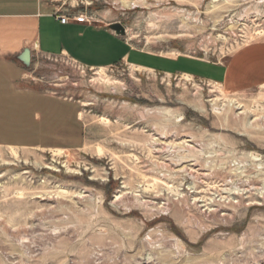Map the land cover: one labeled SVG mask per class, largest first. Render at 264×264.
Returning <instances> with one entry per match:
<instances>
[{
    "label": "rangeland",
    "instance_id": "obj_1",
    "mask_svg": "<svg viewBox=\"0 0 264 264\" xmlns=\"http://www.w3.org/2000/svg\"><path fill=\"white\" fill-rule=\"evenodd\" d=\"M217 1L94 9L139 51L220 65L264 42V0ZM104 73L44 57L25 73L71 105L78 143L0 145V264H264V86Z\"/></svg>",
    "mask_w": 264,
    "mask_h": 264
},
{
    "label": "crops",
    "instance_id": "obj_2",
    "mask_svg": "<svg viewBox=\"0 0 264 264\" xmlns=\"http://www.w3.org/2000/svg\"><path fill=\"white\" fill-rule=\"evenodd\" d=\"M69 1L72 4L68 9L78 12L72 9L77 8L76 0H0L2 146L17 149L78 143L77 139L72 140L71 105L50 99L25 82L24 75L30 68L19 57L26 50L31 52L33 61L42 56H67L91 70L128 64L167 76H198L229 90L264 86V42L245 46L220 65L203 64L183 56L158 57L137 50L125 36L111 29L109 24L115 20L105 16L99 22L71 20L62 24L57 16L67 14L65 2Z\"/></svg>",
    "mask_w": 264,
    "mask_h": 264
},
{
    "label": "built area",
    "instance_id": "obj_3",
    "mask_svg": "<svg viewBox=\"0 0 264 264\" xmlns=\"http://www.w3.org/2000/svg\"><path fill=\"white\" fill-rule=\"evenodd\" d=\"M77 2V8H72L74 10L78 9V12L74 13L72 11H70L71 9H68V5L72 4V1L69 2H65V6L67 7V14H58L57 19L60 20V22L62 24H67L69 23L71 20L76 21V22H88V23H92V22H99L104 18V15H97L96 13H104L105 11L101 10L100 8L94 9V6L96 5V3L98 4H104L105 0H76ZM115 2V0H114ZM135 8V5L133 6ZM81 8V9H79ZM114 9H115V3H114ZM80 10V11H79ZM95 10V11H93ZM69 12V13H68ZM112 24H115V22H112L111 24H109V26H111ZM44 57V56H42ZM39 58V57H37ZM45 59L48 60H53V59H57V58H62L65 62L71 64L72 66H74L75 68L85 71L87 70H91L88 68H85L84 66L80 65L79 63L75 62L74 60H72L71 58L67 57V56H63V57H44ZM33 63V60H32Z\"/></svg>",
    "mask_w": 264,
    "mask_h": 264
},
{
    "label": "water",
    "instance_id": "obj_4",
    "mask_svg": "<svg viewBox=\"0 0 264 264\" xmlns=\"http://www.w3.org/2000/svg\"><path fill=\"white\" fill-rule=\"evenodd\" d=\"M111 29L119 35L124 36L126 34V29L119 23L111 25ZM19 60L27 67L30 68L32 65V55L29 50H26L20 57Z\"/></svg>",
    "mask_w": 264,
    "mask_h": 264
},
{
    "label": "bare ground",
    "instance_id": "obj_5",
    "mask_svg": "<svg viewBox=\"0 0 264 264\" xmlns=\"http://www.w3.org/2000/svg\"><path fill=\"white\" fill-rule=\"evenodd\" d=\"M215 1H217V0H215ZM218 2V1H217ZM137 71H143L141 68H135ZM99 71V76L100 77H106V75H105V73H104V70H102V69H99L98 70ZM183 77H185V78H191L190 76H183ZM175 149V148H174ZM52 152H54V153H59V152H61V151H59V150H54V151H52ZM59 156V155H58ZM258 156V155H257ZM188 169V168H187ZM195 193V192H194ZM121 198V196L120 195H117L116 197H115V201H117V200H119Z\"/></svg>",
    "mask_w": 264,
    "mask_h": 264
}]
</instances>
